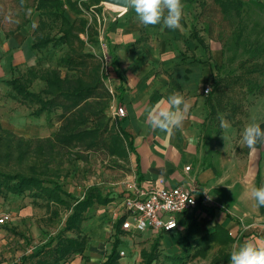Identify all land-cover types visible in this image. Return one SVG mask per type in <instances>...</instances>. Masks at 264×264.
I'll return each instance as SVG.
<instances>
[{
  "label": "crops",
  "instance_id": "1",
  "mask_svg": "<svg viewBox=\"0 0 264 264\" xmlns=\"http://www.w3.org/2000/svg\"><path fill=\"white\" fill-rule=\"evenodd\" d=\"M77 1L81 8V0ZM197 1L182 0L183 18L181 27L176 30L162 25L145 27L139 22L134 9L113 19L105 14L103 19L106 22L104 38L111 50L117 75L112 105L122 106L126 110V116L119 121L133 148L129 154L133 188L128 195H137L153 186H160L163 181L168 187L194 184L198 201L201 198L197 207L176 215L177 229L167 233L150 230L139 233L154 238L146 245L136 246L139 264L142 261L141 250H150L155 241H159V258L153 264H157L159 259L163 264H191V260L197 262V259L209 256L211 260L208 264L215 258L218 259L216 264H226L230 256L227 257L225 252L236 242L233 232L240 231L238 239L251 240L257 245H262L259 239H254V236L244 238L241 233L252 227L264 236V207L263 210L256 207L255 201L250 198L252 187L264 186V146L258 144L255 151L247 148L243 163L236 157L235 151L232 152L235 136H240L237 140L242 147V131L248 123L255 120L264 129V95L254 104L240 131L227 133L223 128L224 131L216 138H201L202 125L209 111L206 89L213 86L216 66L221 65L223 51L219 42H208L196 26L191 25ZM241 1H254L264 7V0ZM64 2L71 7L76 1ZM106 4L102 1L98 6ZM76 18L68 17L71 22ZM194 28L204 39L203 44L191 37ZM174 92L182 94L191 105L183 127L171 133L151 130L146 123L148 111ZM186 167H190V170H186ZM237 167L242 168L240 175L236 173ZM123 203L115 214L117 223L122 219L116 215L122 211ZM241 218L255 222L244 229ZM15 220L13 216L12 221L0 226L1 240L5 235L3 227L13 224ZM119 230L126 236L138 235L125 232L121 227ZM229 235L234 241L227 244ZM93 250L94 247H90L91 260L99 256ZM118 250L119 253L125 252L119 264H131L127 251ZM85 252L84 255H74L62 264H92L85 257L90 254ZM38 259L33 264H38ZM104 259H100L99 264Z\"/></svg>",
  "mask_w": 264,
  "mask_h": 264
},
{
  "label": "rangeland",
  "instance_id": "2",
  "mask_svg": "<svg viewBox=\"0 0 264 264\" xmlns=\"http://www.w3.org/2000/svg\"><path fill=\"white\" fill-rule=\"evenodd\" d=\"M36 1L0 0V122L4 128L26 138L53 136L60 125L58 117L61 111L44 113L39 118L33 117L32 111L36 105L16 95L7 82L24 74L29 67L35 65L42 68H59L63 74L67 72L68 68L62 62L68 52L67 46L48 47L40 51L32 49L33 32L36 27L33 25H37L39 19ZM75 1L73 5L79 6L78 1ZM90 2L91 0H81V9L83 16L95 25L98 35L97 43H88L86 51L99 58L102 52V43L107 44L104 38L106 23L103 20L104 16L106 14L113 19L121 15L122 12H118L109 4L87 8L86 5H89ZM63 3L66 7V17L72 19V17L78 16L73 8L66 6V2ZM193 15L194 22L191 25H195L197 30L208 39V42L213 40L222 46L221 65H224L225 71L230 75L239 74L241 72L240 62L251 58L235 35L238 25L244 22L251 28V35L254 39L264 41V7L257 2L250 1L239 7L235 0H198L197 5L194 6ZM13 32L14 34L11 35ZM52 34H57V28L52 30ZM82 38H84L83 35ZM89 62L88 65L91 66L93 61L89 60ZM71 73L73 72L71 71ZM258 77L264 84V74H258ZM43 87L44 82L37 80L31 90L38 92ZM229 95L235 99L242 97L244 112L231 120L227 118L226 112L219 111L216 115H210L208 111L201 130L203 140L216 138L215 136L220 135L224 130L227 133L240 131L249 117L250 110L259 97L264 94H243L235 86L229 89ZM111 108L112 103L109 114H111ZM221 119L226 121L229 125L228 128L223 130ZM238 137L240 136L233 138L234 150L232 152L235 151L236 157L243 163L247 147L239 145ZM223 145L226 146V143ZM43 161V156L32 154L26 159V165L33 162L41 164ZM51 162L50 178L59 184V188H55L53 184L41 182L34 184L33 189L27 190L21 197L12 194L6 198L0 197V211L9 212L16 219L13 224L3 227L5 235L2 240L0 239V264L21 263L24 255H30L40 250L44 243L52 237H57L61 232L62 236L67 238H87L88 249L85 253L90 254V247H94L93 253L99 255L98 258L93 257L92 260L91 254L85 256L92 264H99L100 259H104L111 252L117 238L122 239L123 244L119 248L127 251L131 264H139V257L136 255L138 248L135 252L136 246L146 245L154 238L143 234L126 236L121 230H117L118 220L115 218V214L121 209L123 198L130 193L133 184L129 155L128 159H118L109 156L102 150L89 153L88 160L83 161L72 159L69 153L63 155L56 152ZM241 172L242 168L237 167L236 173L240 175ZM90 187H96L103 196H107L113 201L107 205H99L95 202L81 211L80 219L73 224L72 228L65 230L69 216L78 208V202L83 198L85 190ZM241 221H243L242 218ZM253 222H255L253 219H244L242 222L244 229L252 226ZM233 233L236 235V242L225 252L227 257L230 256L234 247L245 242L238 239L240 231ZM210 258L209 256L201 260L197 259V262L191 260V264H208ZM37 259L31 260L27 264H33ZM162 262V259H159L157 264H163Z\"/></svg>",
  "mask_w": 264,
  "mask_h": 264
},
{
  "label": "trees",
  "instance_id": "3",
  "mask_svg": "<svg viewBox=\"0 0 264 264\" xmlns=\"http://www.w3.org/2000/svg\"><path fill=\"white\" fill-rule=\"evenodd\" d=\"M102 1L104 0H91L86 6L97 7ZM235 1L239 7L246 4L241 0ZM63 2L36 1L39 21L33 32L32 49L40 51L48 47L67 46L68 52L62 59L68 67L67 72L63 74L59 68H42L35 65L7 82L16 95L36 105L32 111L33 117L39 118L44 113L61 111L58 117L60 125L51 137L26 138L4 128L0 122V197L3 198L9 194L21 197L27 190H32L34 184L41 182L59 188V184L50 178L51 159L56 152L63 155L69 153L74 160L87 161L91 152L103 150L111 157L128 159V155L133 151L132 142L122 128L121 120H114L109 114L112 96L104 83L101 59L86 51L88 43H97L98 31L95 25L83 16L79 6H71L78 15L76 20L71 22L65 15L66 7ZM56 28L57 34L53 35L52 30ZM236 31L240 45L251 58L240 62L241 72L237 75H230L225 71L224 65H217L212 90L206 98L210 115L223 111L231 120L244 112V106L242 97L235 99L229 95L230 88L236 86L243 94H264V84L258 77V74H264V41L254 39L251 28L244 22L238 25ZM13 34L14 32L11 33ZM82 35L86 39L82 38ZM191 37L201 44L204 43L195 28ZM89 60L93 61L91 66L88 65ZM111 74L114 78L117 77L114 66ZM37 80L43 81L44 87L34 92L31 87ZM32 154L43 156L44 161L41 164L33 162L26 165V159ZM110 201L111 199L103 196L96 187L86 189L77 204L78 208L69 216L65 230L72 228L80 219L81 211L87 207L95 202L106 205ZM200 201L201 198L198 202ZM261 209L263 210V207ZM123 221L124 219H121L117 223L118 230ZM217 234L218 231L215 232V235ZM62 235L61 232L57 237H52L39 251L24 255L20 264H26L35 258H39L36 262L38 264H62L74 255H84L88 247L87 238H67ZM253 236L264 245V236L259 235L252 227L241 233L244 238ZM233 241L234 238L229 235L227 244ZM121 244V239L117 238L111 253L101 264H119L121 255L118 248ZM158 245L159 241H155L150 250H141V264H153L158 260ZM217 260L215 258L211 264H216ZM229 262L230 257L226 259V264Z\"/></svg>",
  "mask_w": 264,
  "mask_h": 264
},
{
  "label": "clouds",
  "instance_id": "4",
  "mask_svg": "<svg viewBox=\"0 0 264 264\" xmlns=\"http://www.w3.org/2000/svg\"><path fill=\"white\" fill-rule=\"evenodd\" d=\"M124 8L125 11L134 9L139 22L145 27L162 25L172 30L181 27L184 10L182 0H125ZM190 107L182 94L174 92L148 111L146 123L151 130L171 133L183 127ZM221 127L226 129L229 125L221 119ZM241 142L250 151H255L258 144L264 146V129L260 123L255 120L248 123L243 128ZM250 198L255 201L256 207H264V186L252 187ZM229 264H264V245L245 241L231 250Z\"/></svg>",
  "mask_w": 264,
  "mask_h": 264
},
{
  "label": "built area",
  "instance_id": "5",
  "mask_svg": "<svg viewBox=\"0 0 264 264\" xmlns=\"http://www.w3.org/2000/svg\"><path fill=\"white\" fill-rule=\"evenodd\" d=\"M84 39L86 38L84 37ZM101 48L100 59L104 83L112 96V101H115V78L111 74L113 69L112 53L106 43H102ZM209 91L210 88H207L206 93ZM111 109V116L114 120L126 116V110L122 106L112 105ZM186 170H190V167H186ZM196 191L197 188L194 184L168 187L161 181L160 186H153L137 195H128L124 199L122 211L116 215L119 219H124L121 229L132 234H139L148 230L154 233H167L177 229L176 215L197 207L198 196ZM12 220L13 215L11 213L0 212V226L6 225ZM169 226L172 228L168 229ZM120 255L124 256L125 252L121 251Z\"/></svg>",
  "mask_w": 264,
  "mask_h": 264
},
{
  "label": "water",
  "instance_id": "6",
  "mask_svg": "<svg viewBox=\"0 0 264 264\" xmlns=\"http://www.w3.org/2000/svg\"><path fill=\"white\" fill-rule=\"evenodd\" d=\"M104 1L107 4H113L121 7L125 6V0H104Z\"/></svg>",
  "mask_w": 264,
  "mask_h": 264
},
{
  "label": "bare ground",
  "instance_id": "7",
  "mask_svg": "<svg viewBox=\"0 0 264 264\" xmlns=\"http://www.w3.org/2000/svg\"><path fill=\"white\" fill-rule=\"evenodd\" d=\"M109 5H112L113 8L119 12H122V13H125V8L124 7H121V6H117V5H113V4H109Z\"/></svg>",
  "mask_w": 264,
  "mask_h": 264
}]
</instances>
